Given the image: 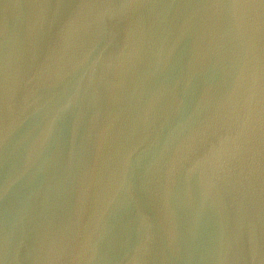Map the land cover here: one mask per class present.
<instances>
[{
    "label": "water",
    "instance_id": "obj_1",
    "mask_svg": "<svg viewBox=\"0 0 264 264\" xmlns=\"http://www.w3.org/2000/svg\"><path fill=\"white\" fill-rule=\"evenodd\" d=\"M0 264H264V0H0Z\"/></svg>",
    "mask_w": 264,
    "mask_h": 264
}]
</instances>
